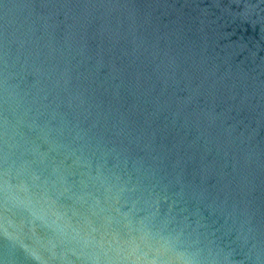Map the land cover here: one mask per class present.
<instances>
[{
	"label": "water",
	"instance_id": "water-1",
	"mask_svg": "<svg viewBox=\"0 0 264 264\" xmlns=\"http://www.w3.org/2000/svg\"><path fill=\"white\" fill-rule=\"evenodd\" d=\"M0 264H264V0H0Z\"/></svg>",
	"mask_w": 264,
	"mask_h": 264
}]
</instances>
